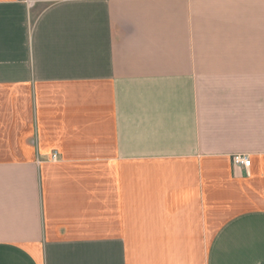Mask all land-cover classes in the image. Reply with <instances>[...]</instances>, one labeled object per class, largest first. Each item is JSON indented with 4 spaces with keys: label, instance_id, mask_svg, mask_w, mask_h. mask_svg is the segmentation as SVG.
I'll list each match as a JSON object with an SVG mask.
<instances>
[{
    "label": "crops",
    "instance_id": "obj_1",
    "mask_svg": "<svg viewBox=\"0 0 264 264\" xmlns=\"http://www.w3.org/2000/svg\"><path fill=\"white\" fill-rule=\"evenodd\" d=\"M0 264H264V0H0Z\"/></svg>",
    "mask_w": 264,
    "mask_h": 264
},
{
    "label": "built area",
    "instance_id": "obj_2",
    "mask_svg": "<svg viewBox=\"0 0 264 264\" xmlns=\"http://www.w3.org/2000/svg\"><path fill=\"white\" fill-rule=\"evenodd\" d=\"M56 157V153L52 155V158ZM234 167H248L250 165L251 160L249 159L248 155L243 154H234L231 157Z\"/></svg>",
    "mask_w": 264,
    "mask_h": 264
}]
</instances>
